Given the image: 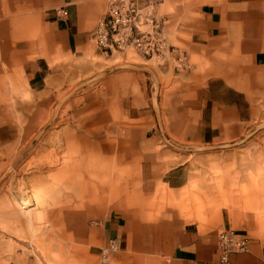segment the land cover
I'll return each mask as SVG.
<instances>
[{
	"label": "crops",
	"instance_id": "1",
	"mask_svg": "<svg viewBox=\"0 0 264 264\" xmlns=\"http://www.w3.org/2000/svg\"><path fill=\"white\" fill-rule=\"evenodd\" d=\"M63 2L0 0V81L8 79L16 91L15 105L0 108V122L8 117L11 133L21 137L49 117L57 93L98 53L90 31L103 1L67 0L66 15L55 16L52 8ZM158 12L167 40L185 51L189 67L159 66L152 86L144 72L122 74L130 81L119 86L115 109L100 119L90 115L87 131L93 135L101 124L116 140L114 155L107 140L99 169L109 194L117 173L131 170L128 204L107 208L89 224L94 264L109 238L119 248L108 264H264V241L255 237L245 251L218 260L216 232L233 226L223 206L207 205L209 189L193 176L189 152L240 138L264 114V0H162ZM81 140L73 134L69 142ZM82 141L91 157L97 139ZM89 169L79 175L75 215L96 193L98 170ZM49 222L60 239L68 235L66 214H52Z\"/></svg>",
	"mask_w": 264,
	"mask_h": 264
},
{
	"label": "rangeland",
	"instance_id": "2",
	"mask_svg": "<svg viewBox=\"0 0 264 264\" xmlns=\"http://www.w3.org/2000/svg\"><path fill=\"white\" fill-rule=\"evenodd\" d=\"M97 51L88 59L91 67H84L57 93L49 117L43 122L40 119L28 137L11 133L8 117L0 122V264H94L87 241L90 222L111 206L128 204L130 196L124 191L130 186L127 175L131 170L117 169L119 177L114 178V190L109 194L108 180L99 169L107 140L113 142V155L116 140L101 124L92 135L86 130L87 122L91 114L100 119L101 113L115 109L119 86L130 81L118 76L144 72L152 86L159 66L132 50L106 55ZM15 94L13 83L1 80L0 108L8 111L14 106ZM73 134H80L82 140L97 139L91 157L86 156L89 148L82 140L69 142ZM189 152L193 176L209 189L207 205L223 206L233 227L264 241V114L253 119L240 138L220 146L193 147ZM89 168L98 170L96 193L89 203L84 201L88 196L81 198L86 204L75 215L73 204L80 199L79 175ZM23 196L28 204L22 208L19 197L23 201ZM27 213L33 216L32 225ZM57 213L66 214L69 223L63 239L53 233L49 222ZM54 229L58 234L59 227Z\"/></svg>",
	"mask_w": 264,
	"mask_h": 264
},
{
	"label": "built area",
	"instance_id": "3",
	"mask_svg": "<svg viewBox=\"0 0 264 264\" xmlns=\"http://www.w3.org/2000/svg\"><path fill=\"white\" fill-rule=\"evenodd\" d=\"M52 8L55 16L66 15L67 0ZM103 14L90 31L96 48L103 54L132 50L157 66L174 70L189 67L187 55L179 46L170 43L164 33V18L158 12L162 0H102ZM249 237L233 227L216 232L218 260L225 262L228 254L247 249ZM119 248L117 238H109L98 250L97 264H108L109 255Z\"/></svg>",
	"mask_w": 264,
	"mask_h": 264
},
{
	"label": "water",
	"instance_id": "4",
	"mask_svg": "<svg viewBox=\"0 0 264 264\" xmlns=\"http://www.w3.org/2000/svg\"><path fill=\"white\" fill-rule=\"evenodd\" d=\"M134 68L138 69V70H143V71H147L149 73H152L151 70H149L148 68H145V67H135ZM217 146V145H216Z\"/></svg>",
	"mask_w": 264,
	"mask_h": 264
},
{
	"label": "bare ground",
	"instance_id": "5",
	"mask_svg": "<svg viewBox=\"0 0 264 264\" xmlns=\"http://www.w3.org/2000/svg\"><path fill=\"white\" fill-rule=\"evenodd\" d=\"M25 206H27V204H26V200H23L22 203H21V207L23 208V207H25Z\"/></svg>",
	"mask_w": 264,
	"mask_h": 264
}]
</instances>
